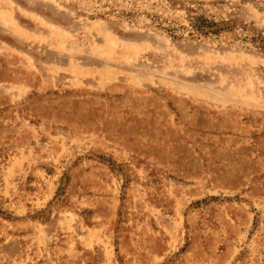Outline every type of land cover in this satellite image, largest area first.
Here are the masks:
<instances>
[{
    "label": "rangeland",
    "instance_id": "1",
    "mask_svg": "<svg viewBox=\"0 0 264 264\" xmlns=\"http://www.w3.org/2000/svg\"><path fill=\"white\" fill-rule=\"evenodd\" d=\"M0 264H264V0H0Z\"/></svg>",
    "mask_w": 264,
    "mask_h": 264
},
{
    "label": "trees",
    "instance_id": "2",
    "mask_svg": "<svg viewBox=\"0 0 264 264\" xmlns=\"http://www.w3.org/2000/svg\"><path fill=\"white\" fill-rule=\"evenodd\" d=\"M213 25L214 24H209L208 22L199 19H196L192 24V26L196 31L213 30L212 28Z\"/></svg>",
    "mask_w": 264,
    "mask_h": 264
}]
</instances>
